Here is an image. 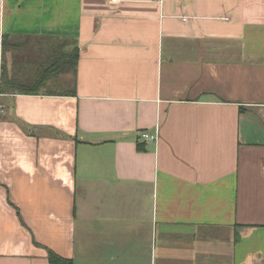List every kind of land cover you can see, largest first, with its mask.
<instances>
[{
    "label": "crops",
    "instance_id": "0c3cea01",
    "mask_svg": "<svg viewBox=\"0 0 264 264\" xmlns=\"http://www.w3.org/2000/svg\"><path fill=\"white\" fill-rule=\"evenodd\" d=\"M64 39L75 75L1 90ZM49 251L264 264V0H0V264Z\"/></svg>",
    "mask_w": 264,
    "mask_h": 264
},
{
    "label": "trees",
    "instance_id": "16d2710c",
    "mask_svg": "<svg viewBox=\"0 0 264 264\" xmlns=\"http://www.w3.org/2000/svg\"><path fill=\"white\" fill-rule=\"evenodd\" d=\"M69 44L70 43L66 39H64L63 42H59L58 44L54 45L52 53H50L48 56L47 67L44 74L32 84L26 83L21 80L19 81L17 77L13 75L10 76L2 68L1 90L3 92L12 93H33L41 90V87L47 84L48 80L50 79L49 75L54 70H56L58 74L64 73L65 75L67 73H72L73 75H75L79 59V48L74 43L73 46L69 49ZM74 83H76L75 78ZM74 91L75 88L73 91H71V93H73ZM48 257L51 264H73V261L71 259L62 257L53 251H49Z\"/></svg>",
    "mask_w": 264,
    "mask_h": 264
},
{
    "label": "rangeland",
    "instance_id": "374dc122",
    "mask_svg": "<svg viewBox=\"0 0 264 264\" xmlns=\"http://www.w3.org/2000/svg\"><path fill=\"white\" fill-rule=\"evenodd\" d=\"M32 44H34V42L33 41H30L29 39H17L16 41H15V49H16V51H17V60H18V58L20 57V55H19V52H21V51H26ZM68 44V43H67ZM71 44V43H70ZM68 47L70 48V47H72V45H68ZM15 51V50H14ZM19 55V56H18ZM15 57V56H14ZM7 60V59H6ZM45 62V61H44ZM44 62L42 61V67L44 66L45 67V65H44ZM49 63V62H48ZM28 64H31V66H35L36 64L35 63H28ZM24 66V65H23ZM18 66H17V62H14L13 61V63H11L9 60H7L6 62H5V64H4V71L5 72H7L8 74L9 73H11V71H14L15 69H16V71H17V73L16 74H18V80L20 81H24V82H30L31 81V78L30 79H28V78H25V77H23V76H19V75H24L25 74V72L22 70L23 69V67L19 70L18 68H17ZM12 68V69H11ZM18 69V70H17ZM23 72V73H22ZM31 74V73H30ZM49 80H52L51 78L49 79ZM46 85H50V83L48 82ZM46 85H44L43 87H41V88H45L46 87ZM52 87H53V85H52ZM49 88V87H48ZM51 88V87H50ZM59 89H62V86H60V87H58ZM63 88H65V86L63 87Z\"/></svg>",
    "mask_w": 264,
    "mask_h": 264
},
{
    "label": "built area",
    "instance_id": "2783aa9c",
    "mask_svg": "<svg viewBox=\"0 0 264 264\" xmlns=\"http://www.w3.org/2000/svg\"><path fill=\"white\" fill-rule=\"evenodd\" d=\"M141 135L145 140H157L159 138V127L156 128L155 133L143 131Z\"/></svg>",
    "mask_w": 264,
    "mask_h": 264
}]
</instances>
